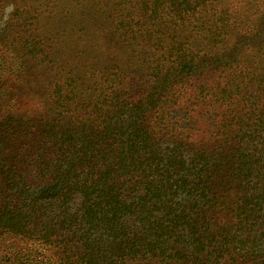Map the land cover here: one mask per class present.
<instances>
[{"label":"trees","instance_id":"trees-1","mask_svg":"<svg viewBox=\"0 0 264 264\" xmlns=\"http://www.w3.org/2000/svg\"><path fill=\"white\" fill-rule=\"evenodd\" d=\"M102 1L139 72L60 70L57 132L0 84V264H264V0Z\"/></svg>","mask_w":264,"mask_h":264},{"label":"rangeland","instance_id":"rangeland-1","mask_svg":"<svg viewBox=\"0 0 264 264\" xmlns=\"http://www.w3.org/2000/svg\"><path fill=\"white\" fill-rule=\"evenodd\" d=\"M124 13L102 0H0V63L6 66L0 67L3 99L11 100L15 111L32 121L34 133L42 129L43 117L48 129L56 132L66 122L63 112H48V98L60 70H64L62 75L71 71L73 77L93 74V78L73 85L82 89L79 91L83 99L97 97V92L85 88L99 81L98 74L108 78L130 70L139 72V67L134 66L139 63L136 56L148 55L136 44L128 47L127 43L117 42L118 24ZM253 55L247 52L245 57L255 61L250 62L251 70L259 63V71L264 73V61ZM13 58L19 60L22 71H12L16 70L11 64ZM191 124L195 141L212 144L207 124L196 117H192ZM49 146L44 144V150ZM9 246L19 254L27 252L22 243L10 241Z\"/></svg>","mask_w":264,"mask_h":264}]
</instances>
